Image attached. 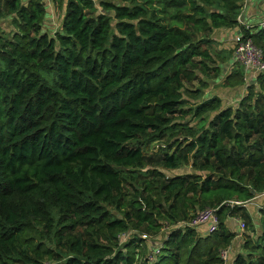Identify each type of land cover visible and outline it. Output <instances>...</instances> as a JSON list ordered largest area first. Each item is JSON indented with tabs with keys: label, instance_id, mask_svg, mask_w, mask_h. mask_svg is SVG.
<instances>
[{
	"label": "trees",
	"instance_id": "1",
	"mask_svg": "<svg viewBox=\"0 0 264 264\" xmlns=\"http://www.w3.org/2000/svg\"><path fill=\"white\" fill-rule=\"evenodd\" d=\"M124 1L65 0L50 32L45 0H0L12 25L0 27V264H223L236 235L226 219L254 225L264 71L235 106L218 95L187 106L185 94L221 73L214 28L239 25L263 57L264 28L239 23L243 0ZM187 112L203 123L178 120ZM181 164L192 171L158 168ZM205 207L218 222L199 233L186 221ZM258 212L232 264H264Z\"/></svg>",
	"mask_w": 264,
	"mask_h": 264
},
{
	"label": "rangeland",
	"instance_id": "2",
	"mask_svg": "<svg viewBox=\"0 0 264 264\" xmlns=\"http://www.w3.org/2000/svg\"><path fill=\"white\" fill-rule=\"evenodd\" d=\"M46 2L49 1V3L47 2V6H46V12L49 14V17L47 18V21L51 23V27L50 29H52L53 31L57 28H59L60 26V20L62 19V14H63V7H62V2L63 0H45ZM96 3H98V0H95ZM121 2H128V1H124V0H120ZM137 1H142V0H137ZM45 2V4H46ZM154 5L157 4L155 2V0H153L152 2ZM50 4V5H49ZM98 6V5H97ZM0 27L4 28L6 31H8L12 25L10 24L9 20L6 19H0ZM52 31V32H53ZM211 50L214 54H216V49L217 44L213 43L211 45ZM227 50V49H225ZM233 50V45L229 48L228 50V56L229 54L232 53ZM218 61L222 62L224 60H222L221 58H218ZM235 70V68L230 67L226 70V72H221L220 75L217 78H213V79H208V85L206 87L203 88V93L197 95V96H193V95H188L185 94V98H186V105L187 106H192L194 107L198 102L204 100L205 98L212 96V95H218L221 99V105H231V106H235L239 99L241 98V96L243 94L246 93V85L250 80V77H248L247 79L243 78V81L240 83H228L226 77L228 75L231 74V72ZM203 78H207L205 76L202 75ZM197 85V83H195ZM204 116V115H203ZM203 116L202 117H195L194 115L191 114V112H187L185 113L182 117H179L178 120H182L184 122L193 124L195 122H198L200 124L203 123ZM160 146V142H153L151 144V149L150 150H155ZM160 170H162L165 174L170 175V174H174V173H183V172H188V171H192L191 166L187 165V164H181L179 167L176 168H164V167H158ZM246 204V203H245ZM264 205V195L261 196H257L255 198H251L249 200V203L247 206H249L250 211L252 212L253 215H256L254 217V220L259 219L260 215L258 212V208L260 206ZM237 225H238V221H237ZM235 227V226H234ZM168 228V227H166ZM164 228V229H166ZM163 229V230H164ZM163 230H161L157 235L155 236H146L145 239V245L151 247V245L153 244L151 241H157L159 239H161L162 233L164 232ZM258 226L256 225V223L254 222V225H245V227L243 229H239L238 231L241 233V241L240 244L242 245L243 239L245 234L246 235H250L252 237H256L258 231ZM121 241L125 239V236L121 235L120 236ZM243 251V248L241 250Z\"/></svg>",
	"mask_w": 264,
	"mask_h": 264
},
{
	"label": "crops",
	"instance_id": "3",
	"mask_svg": "<svg viewBox=\"0 0 264 264\" xmlns=\"http://www.w3.org/2000/svg\"><path fill=\"white\" fill-rule=\"evenodd\" d=\"M46 2V1H45ZM49 3V1H47ZM46 2V6L48 5ZM50 5V4H49ZM62 7L64 10L65 7V0L62 2ZM49 14L46 12V15L43 20V29H47L48 31L52 32L53 30L50 29L51 23L47 21ZM264 19V0H243L242 8L238 16L239 23L244 25L246 28H254L257 27V24L260 20ZM61 22V20H60ZM60 27V26H59ZM240 31V26L236 25L234 27H218L214 28L211 37L217 42V49H227L226 53L228 55L229 48L233 45L235 41V36ZM221 65V72H226V70L230 67H233L232 55L229 54L226 59H223ZM255 198V197H253ZM250 200V199H249ZM249 200L246 201V205H248ZM248 211L250 212L253 221L258 226V221L254 220L256 215H253L247 206ZM239 217L231 216L226 219L227 226L236 232V235L231 240L230 245L227 247L228 250V259L225 260L223 264H232V259L234 255L241 251V233L238 231V221ZM235 226V227H234ZM199 233H204V226L197 227Z\"/></svg>",
	"mask_w": 264,
	"mask_h": 264
},
{
	"label": "built area",
	"instance_id": "4",
	"mask_svg": "<svg viewBox=\"0 0 264 264\" xmlns=\"http://www.w3.org/2000/svg\"><path fill=\"white\" fill-rule=\"evenodd\" d=\"M257 27L264 28V19L260 20ZM243 33L239 31L235 36L232 50V61L239 63L244 69V79L250 76L255 77L259 72L264 71V57L262 49L257 46L250 37H243ZM264 191L255 195L254 197L263 195ZM216 208L205 207L199 209L193 216H191L186 223L190 226L200 227L204 226V233L213 231L217 226ZM245 221L238 219V228L243 229ZM158 250H155L157 252ZM225 260L228 259V250L223 249L221 252Z\"/></svg>",
	"mask_w": 264,
	"mask_h": 264
}]
</instances>
